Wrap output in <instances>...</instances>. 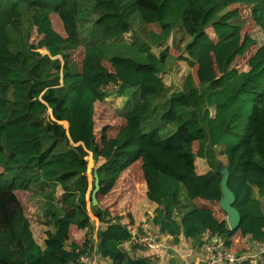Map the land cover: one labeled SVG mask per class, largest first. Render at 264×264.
Listing matches in <instances>:
<instances>
[{
	"label": "trees",
	"instance_id": "16d2710c",
	"mask_svg": "<svg viewBox=\"0 0 264 264\" xmlns=\"http://www.w3.org/2000/svg\"><path fill=\"white\" fill-rule=\"evenodd\" d=\"M156 1L165 16L154 28L139 0H0V21L17 16L2 25L14 60L0 63V264H79L76 248L90 246L96 226L87 202L99 222L102 258L152 264L122 249L131 237L122 213L91 203L94 173L101 184L108 172L136 161L157 177L144 214L153 210L163 232L178 234L180 221L198 209L190 178L175 169L182 166L216 173L206 190L217 196L219 171L227 167L241 220L218 232L226 243L248 218L264 220V67L232 65L256 38L244 32L216 79L201 78L188 53L193 39L216 24L237 33L250 20L264 38V0L234 21L226 19L235 0L177 7ZM263 48L264 41L249 59ZM126 216L140 228L139 219ZM246 226L251 238L264 239L261 227ZM194 228L193 245L201 246L206 225Z\"/></svg>",
	"mask_w": 264,
	"mask_h": 264
},
{
	"label": "rangeland",
	"instance_id": "374dc122",
	"mask_svg": "<svg viewBox=\"0 0 264 264\" xmlns=\"http://www.w3.org/2000/svg\"><path fill=\"white\" fill-rule=\"evenodd\" d=\"M139 1L141 4V8H145V10L147 11L146 13L147 20L151 23V25L154 28H156L157 27L156 22L158 21V18H163L165 16L164 12H162L164 10L163 6L158 5L156 0H139ZM183 1L186 2L187 0H170V2H168L167 4L173 7H177L179 4L182 5L184 3ZM254 1L255 0H235L233 3L230 4V8L232 9V11H234L232 12V14L233 13L235 14L229 16L228 19L226 20H231V21L240 20L241 18L245 16H249L250 5ZM16 17L17 16L15 14L6 15V17L2 18V20L0 21V63H2L3 61H7V60L9 61L14 60L7 51V39L3 33L2 25H4L7 22L14 21ZM245 31H249L251 35L256 38V45L254 46L253 49L251 48V51L245 53V55H243L242 57L237 56L235 60L233 61L232 65L237 64L240 67L248 68V65L251 64L253 66L254 64L253 69L264 67V48L258 54H256L252 59H249L250 56H253L255 51L258 49V46L262 44L264 41L263 34L261 33L260 29L256 26L254 22H251L250 20H248V23H247V26H245V29H243L242 31H238L237 33H235L233 31V28L228 26L227 24H224V25L216 24L214 25L213 28H210L209 30H207L204 35L200 36L199 38H197L196 36L188 48L189 59L191 61H194L195 59L199 61V67H200L199 76L201 78L216 79L219 76V74L222 72L221 62L225 60V58L232 52L233 48L239 45L241 38L243 37V34ZM229 38H231V40ZM36 39L37 38L35 37L31 40L32 42H35ZM106 115L109 116V117H106V119H111V111L108 109H103L102 117ZM107 147H108V139H105V141H103L100 146L101 150L99 152V155L101 157H104L105 152L107 151ZM87 160H88L87 176H88V181L90 184L91 179H92L91 169L94 166L90 153H88ZM181 168H184L187 170L188 166H182L180 168H175L178 171L177 173L184 174V171L181 170ZM130 171H131V167L129 168L126 167L124 170H120V172L126 174V178H128ZM116 175H120V173ZM209 175H211V173L207 174L205 177L209 178ZM115 181H110V180L108 181L110 185L106 187V191H108V195H107L108 201H114L117 194L118 193L121 194L120 197L116 199L115 201L116 203L120 201L122 198V190H119V188H116V186H118L119 184H117L118 182L116 183ZM194 181L195 180H193V182ZM194 183L196 184V182ZM90 186L91 185H89V188ZM101 192H102V189L99 192V194ZM203 192L204 191H201V193ZM203 196L204 197L202 198L200 205H202L203 202H206V204H203L202 205L203 209H200L201 214H204V216L200 219V221L204 222L209 227H213L214 225L224 226L225 222L221 224V218H222L221 216L224 215V213L220 210L217 202L214 203L211 195H208V196L203 195ZM199 213H200L199 209H197L196 212L185 216L184 223L189 229L191 230L194 229L193 224L195 222V219L199 220V218L197 217ZM249 229L250 228L246 226V223H242L240 227L230 237L231 241L236 240V243L245 242L247 239L246 234H248L246 232H249L247 231ZM195 248H199L201 250V246H197ZM200 254H204L202 250L200 251Z\"/></svg>",
	"mask_w": 264,
	"mask_h": 264
},
{
	"label": "crops",
	"instance_id": "0c3cea01",
	"mask_svg": "<svg viewBox=\"0 0 264 264\" xmlns=\"http://www.w3.org/2000/svg\"><path fill=\"white\" fill-rule=\"evenodd\" d=\"M41 51L44 52V50H41ZM57 58H60V56H58ZM61 122L62 121H60L59 123L61 124ZM65 130L67 131L68 128ZM89 153L91 154V152ZM129 167H131V171H130V174L128 175V178H126L125 173H122L120 171H110L107 173L106 179L103 180L102 183L100 184L99 190L102 189V192L99 194V191H98V193L96 194L97 196L96 205H98V207L101 209L108 208V210L113 215L122 213L123 221L126 222V226L129 224L128 223L129 217H127L126 215L130 213L131 215L134 216V219L136 221L138 219L141 221L139 230H141L143 227H146L148 229H151L153 232L157 233V235H159V239L165 245L169 247V250H168L167 255L162 260L154 264H184L185 262L199 261V259L202 256V254H200L201 250L199 248H195L192 242V238L195 235V228L193 230L189 229L185 225L184 219H183L182 221H180L181 226L179 229V233L170 234L166 232L168 233V236H167L161 233L159 229V225L154 223L153 210L148 209L147 213L144 214V210L147 209L150 204L148 201L147 192L155 193L157 191L158 181H157L156 175L152 173L151 171L149 172L150 174L146 176L139 161L133 162L132 164H130V166H128V168ZM181 170H183L184 174L190 178L188 182H185V183H186L187 188L191 192V194L195 196L193 199V202L194 204H196L200 212L197 216L199 220L195 219V222H194L195 224L196 222L200 221V219L204 216V214H201V210H200V209H203L202 205L206 204V202H203L202 205H200L201 200L204 197L203 195H207V196L211 195L214 203L217 202L218 204V199L221 197V195L217 196L206 190L207 183L213 177H218V175L212 171L204 170V167H199L195 169L188 167L187 170L184 168H181ZM119 173L120 175H116ZM210 173L211 175H209V178H206L205 176ZM109 180L110 181L116 180L115 182L116 183L118 182L117 184H119L118 186H116V188H119V190H122V198L120 201L116 203H115L116 199H118L121 195L118 192H117L118 194L116 198L114 199V201H108L107 199L108 191H106V187L110 185L108 183ZM193 180H195L194 182H196V184L193 182ZM201 191H204L205 193L204 192L201 193ZM87 211H88V214L96 220L95 228L91 232L88 233L87 237L91 239V242L97 245L96 233H97V227H98L99 222L97 218L92 214L89 203L87 204ZM221 217H222L221 224L225 222L224 226L214 225L213 227H209L208 225L205 224L206 228L204 231L210 230L214 233V235L218 237H222L218 233L220 229L225 228V229L230 230V228H229V224L227 222L225 213ZM245 222L249 224L253 223L255 227H261L262 230L264 231V220L248 218ZM194 224H193V227H194ZM183 227L187 228V234H185V230L182 229ZM72 231H73V226H71V232ZM246 236H247V239L243 243L241 242L236 243V240L231 241V238L229 240V243L231 244L232 247L236 248L237 250L244 251L251 245V242L253 240L250 234H246ZM70 244H71V239L66 241V246L68 248L70 247ZM122 249H124L129 255L133 257H143L145 254V252L137 248L130 247V244L127 241L122 242ZM123 256H124V253H122V258ZM101 264H115V263H113L112 260L108 258H101Z\"/></svg>",
	"mask_w": 264,
	"mask_h": 264
},
{
	"label": "built area",
	"instance_id": "2783aa9c",
	"mask_svg": "<svg viewBox=\"0 0 264 264\" xmlns=\"http://www.w3.org/2000/svg\"><path fill=\"white\" fill-rule=\"evenodd\" d=\"M126 227L131 233V237L126 240L130 247L145 252L144 256L152 264L167 255L169 247L159 239L157 233L146 227L141 230L129 224ZM160 232L168 236V233L161 229ZM89 245L85 248H76V260L79 264H101L102 257L99 255L96 245L93 242ZM201 250L204 254L199 261L185 262L184 264H264V239H253L251 245L241 251L232 247L230 243H226L222 237L206 230L202 234Z\"/></svg>",
	"mask_w": 264,
	"mask_h": 264
},
{
	"label": "water",
	"instance_id": "95a60500",
	"mask_svg": "<svg viewBox=\"0 0 264 264\" xmlns=\"http://www.w3.org/2000/svg\"><path fill=\"white\" fill-rule=\"evenodd\" d=\"M219 187L221 197L218 199V205L220 209L225 213L227 222L229 224L230 230L236 229L241 220L240 213L238 209L234 206L235 195L232 190L228 187V176L229 171L227 167H222L219 171ZM100 189L98 175L94 173V188L91 191V203L92 205L97 204V192Z\"/></svg>",
	"mask_w": 264,
	"mask_h": 264
}]
</instances>
